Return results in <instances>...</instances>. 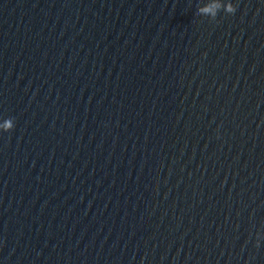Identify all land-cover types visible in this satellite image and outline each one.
Listing matches in <instances>:
<instances>
[{
  "label": "clouds",
  "instance_id": "1",
  "mask_svg": "<svg viewBox=\"0 0 264 264\" xmlns=\"http://www.w3.org/2000/svg\"><path fill=\"white\" fill-rule=\"evenodd\" d=\"M221 10L228 14H234L237 7L231 3V0L227 3H222L221 0H209L207 4L198 8L197 15L206 17L210 21H215ZM0 128L5 132L11 131L14 128V119H5L3 124L0 125ZM257 246H259V237L257 239Z\"/></svg>",
  "mask_w": 264,
  "mask_h": 264
}]
</instances>
